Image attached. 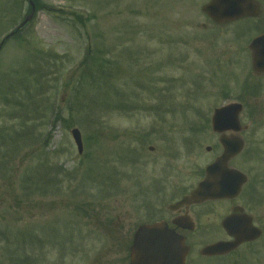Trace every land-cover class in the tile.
Instances as JSON below:
<instances>
[{"label":"rangeland","instance_id":"1","mask_svg":"<svg viewBox=\"0 0 264 264\" xmlns=\"http://www.w3.org/2000/svg\"><path fill=\"white\" fill-rule=\"evenodd\" d=\"M207 1L37 0L0 48V264L105 263L117 255L101 259L106 229L162 206L157 189L199 179L218 152L206 118L240 95L264 29V0L258 17L223 25ZM29 13L28 0H0V43ZM245 137L242 155L255 142L264 157V124Z\"/></svg>","mask_w":264,"mask_h":264},{"label":"flooded vegetation","instance_id":"2","mask_svg":"<svg viewBox=\"0 0 264 264\" xmlns=\"http://www.w3.org/2000/svg\"><path fill=\"white\" fill-rule=\"evenodd\" d=\"M243 86H246L247 90H242L243 93L241 92L234 101L240 102L243 105V110L245 107L249 108L247 114L249 123H242L240 116L238 131L213 133L217 137V143L214 146L218 152L212 161L223 152V147L219 142L220 137L227 139L241 137L245 147L246 132L249 133L251 140V137L255 138L259 126L264 124V115L257 109L259 106L257 101L264 99L259 97L261 88L264 86V71L255 72L251 67V76L247 78ZM208 151L212 152L211 146ZM261 153L262 150L255 146L254 142L253 147L249 148L246 155H242V151L228 160L226 168H233L242 173L235 175L234 184H242L239 188L236 186L234 189L228 190L224 196L203 199L191 197L180 204L184 197L188 196L204 178L206 167L204 166L203 169L196 170L195 175L199 179L192 185L188 187L174 185L171 188L162 187L159 189V193L163 195L160 198L163 202L165 201L164 204L144 209L138 220L139 223L129 225L125 217L107 221L108 225L114 226L122 225L125 220V226L106 229L109 234L110 246L105 252H101V259L106 257L105 254L109 250H115L117 255L101 264H130V247L136 229L142 224L156 222H161L163 226L165 224L169 233H176L184 237L188 247L185 264H202L199 262L200 257L218 261L221 264H243L246 261L253 264H264V157ZM216 189L220 190L221 188ZM167 190L170 194L171 202L169 203H166L165 199ZM244 225L254 227V231L257 232L256 236L249 239L243 238L240 242L219 253L204 252V248L209 244L236 240L234 234H231V229L242 228ZM194 235L207 236L209 241L195 249L191 239Z\"/></svg>","mask_w":264,"mask_h":264},{"label":"water","instance_id":"3","mask_svg":"<svg viewBox=\"0 0 264 264\" xmlns=\"http://www.w3.org/2000/svg\"><path fill=\"white\" fill-rule=\"evenodd\" d=\"M32 11L34 6L32 2ZM216 23H225L243 16H258L260 8L254 0H210L202 7ZM30 16L27 18L29 19ZM249 48L253 54V67L256 72L264 71V33L252 39ZM242 109L241 104L230 103L216 108L212 116L214 131L222 132L228 129L239 130L238 115ZM74 141L79 152L82 151V139L78 129L72 130ZM224 152L221 156L207 166L206 177L191 193L196 198L220 197L235 187L232 173L225 167L228 159L236 155L242 148V140L237 138L221 139ZM235 171V170H233ZM221 188L217 190L216 188ZM239 228V227H238ZM231 229L236 241L219 242L205 248L204 252H220L235 245L243 238L256 236L257 232L249 225L239 229ZM134 243L131 247V264H183L185 250L183 238L176 234H167L161 231L157 224L141 226L135 233Z\"/></svg>","mask_w":264,"mask_h":264},{"label":"trees","instance_id":"4","mask_svg":"<svg viewBox=\"0 0 264 264\" xmlns=\"http://www.w3.org/2000/svg\"><path fill=\"white\" fill-rule=\"evenodd\" d=\"M35 2H36V8L38 9L39 7H40V5H39V3L37 2V0H34ZM97 72H99L98 70H96ZM95 71H88V72H86V73H83L82 75L84 76V77H90V80H92V81H95L94 80V78H95V73H94ZM96 72V73H97Z\"/></svg>","mask_w":264,"mask_h":264}]
</instances>
